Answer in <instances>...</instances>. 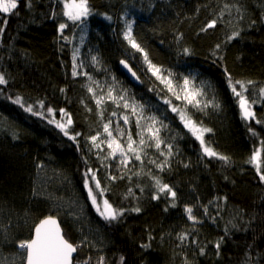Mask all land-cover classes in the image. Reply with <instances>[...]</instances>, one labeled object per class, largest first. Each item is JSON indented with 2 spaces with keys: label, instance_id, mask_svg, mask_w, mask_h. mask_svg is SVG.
<instances>
[{
  "label": "trees",
  "instance_id": "1",
  "mask_svg": "<svg viewBox=\"0 0 264 264\" xmlns=\"http://www.w3.org/2000/svg\"><path fill=\"white\" fill-rule=\"evenodd\" d=\"M69 2L17 0L12 13L0 12V74L7 81L0 85V258L25 264L19 242L53 216L80 245L74 264L101 257L105 264L120 257L124 264H264V181L248 163L264 141V0H88L90 14L75 23L63 15ZM129 24L144 52L125 39ZM145 52L173 91L153 74ZM122 61L141 84L123 72ZM229 77L253 82L244 93L253 119H244ZM185 78L203 88L198 107L173 94ZM181 112L212 130L205 145L229 163L204 154ZM69 116L65 135L56 125H67ZM149 117L160 129V150L149 139ZM105 124L125 147L128 135L143 147L140 161L129 153L121 164L118 152L109 155ZM165 160L163 170L156 166ZM92 172L105 190L98 201L124 210L115 221L104 220L91 202L85 173L100 192ZM154 177L172 187L175 199L158 191Z\"/></svg>",
  "mask_w": 264,
  "mask_h": 264
},
{
  "label": "snow or ice",
  "instance_id": "2",
  "mask_svg": "<svg viewBox=\"0 0 264 264\" xmlns=\"http://www.w3.org/2000/svg\"><path fill=\"white\" fill-rule=\"evenodd\" d=\"M18 7L17 0H0V12L3 13H12L14 9ZM229 6L225 5V9H227ZM64 12L63 15H65L68 20L72 22H83V19L87 17L90 14V8L88 4V0H71V2L66 3L64 6ZM110 19V17H109ZM0 23H3L0 21ZM216 20L211 21L208 24V28H213L216 26ZM67 27V24L62 23L59 25V29L61 32ZM206 30V29H202ZM2 31V29H0ZM125 39L128 41V43L135 48L136 50L140 52H144L143 48L136 42L135 38L132 35L131 31V24L128 25V31L125 32ZM239 36V32H234L232 36L229 37V39H234L235 37ZM219 47V45H217ZM185 52L188 53V50L185 49ZM95 59V58H93ZM144 59L148 62L149 68L153 71V74L157 76L158 79H160L162 82L166 83V86L168 87L169 91H173L172 88V82L170 80H165V78L160 74L161 70L153 65L151 61L148 60L147 53H144ZM123 63V62H122ZM127 67V65H125ZM131 71V69H129ZM76 73L74 72V75ZM132 75L135 76V72H132ZM170 75V74H169ZM229 85L231 87L232 93L238 97V102L240 109L242 110L243 117L246 120H251L254 118L255 113L251 110V106L249 103L248 98L244 95L245 92L248 91V86L252 85V81H247L246 83L244 81L237 80L233 83L231 77H229ZM7 81L3 74H0V85L6 84ZM190 81L185 78L183 85L180 86V93L183 95L181 96L180 93L174 92L173 94L176 96V99H184L189 104H192L194 107H198L200 104V101L197 99V97H200L203 95V88H196V87H190ZM237 85H239L240 90L237 89ZM89 91H92L91 88H89ZM261 93H264V88H261L259 90ZM108 96L110 99L113 100V102L117 101V97L112 96V91L109 90ZM120 100H123L124 97H119ZM167 103H170V101H166ZM16 103H21L20 99L18 98ZM101 103L100 100H97V104L99 105ZM41 107L43 105L41 104ZM124 108H129L130 105L125 102L123 104ZM205 107H207V104H205ZM215 107H219V105H215ZM26 111L33 112V109L31 107L26 108ZM49 112L52 111V109H48ZM64 111V110H61ZM131 111L133 114L137 113V108L135 106L131 107ZM173 111H178L176 108H173ZM37 113L33 112V115H36ZM66 116L68 114L64 113ZM113 115H116V113H113ZM142 117V106H141V114L137 118V125L140 124V119ZM180 118L185 122V126L189 129V131L192 132L194 136L200 141L201 146L203 147V152L205 155L209 157H216L219 158L222 161H225V163L230 162V158L227 156H223L218 154L213 148L210 146L205 145L204 140V134L211 132V129L203 128L197 126V124L192 121L190 118L186 117L183 112L180 113ZM124 121L128 122V117L124 116ZM149 120L152 121V124H149L147 126V132L149 133V139L154 140L155 142V148L157 150L161 149V144L163 143L159 132V128H155L154 125L156 123L155 117H149ZM256 123H261V121L257 120ZM72 124V120L69 116L67 120V125L62 123H57V127L61 128V130L64 131L65 135H68L67 126H70ZM104 132L107 133V136L111 138L108 141V147L112 150L109 155L115 156V154L118 152L120 156L122 157L120 163L121 164H127L130 160L129 153H131V156L135 158V160L140 161L141 155L140 152L143 151V147L136 148L133 145L136 143L132 139L131 135H128L127 137V146L125 147L122 145L116 137L113 136L112 131L110 130V125L105 124L104 125ZM255 135V133H253ZM120 135L123 136L124 133L121 130ZM140 140L139 145L145 146L147 144L146 140L144 139L143 132L139 133ZM72 139H75V136L71 137ZM93 143L96 142L97 137L93 136L92 138ZM262 148L259 150H254L253 155L249 158L248 163L253 164L256 168V171L260 174V179L264 181V172H262V167H264V159H262V152H264V141L261 142ZM97 147L99 145H96ZM151 146V145H148ZM171 144L168 145V155L171 156ZM163 154V153H161ZM151 163H156V161H150ZM168 164V161L165 160L163 163L157 164L156 166L160 168L161 170L164 169L165 165ZM187 166V165H185ZM139 175V173H137ZM89 174L85 173V186L88 190V195L91 198L92 204L95 206L96 211L99 213V215L106 221H115L119 217L123 216L124 210L114 208L113 205L107 200L103 199L102 203L98 201V197H101L103 195L104 189L100 188V182L99 180H95V172L91 173V180L95 181V188L100 189V192H94L93 188L90 186ZM117 177H112V179H116ZM123 178V177H121ZM156 180V187L158 188V191L161 193H167L170 194L173 199H175L177 193L170 187L168 184H163L158 178H155ZM155 199H159V196L154 197ZM173 206H175L173 204ZM132 211L139 212L141 209L139 207L133 208ZM186 212L188 213L189 219H192L195 221L196 217L192 214V209L187 208ZM35 234L34 237L29 240L20 241L18 244L19 249L24 250V261L25 264H74V253L77 252L80 245L72 243L68 238H66L65 234L63 233L59 222L57 219L53 216H48L47 218L43 219L36 227H35ZM181 240L186 239L185 235H181L179 237ZM142 247H148V245H143ZM220 244L219 242L216 244V248L219 249ZM203 251V250H201ZM90 259V258H89ZM0 264H15V261H8L6 258H0ZM76 264H88V260H84L83 262L77 261ZM97 264H105L104 258L101 257ZM119 264H124V257H120Z\"/></svg>",
  "mask_w": 264,
  "mask_h": 264
},
{
  "label": "water",
  "instance_id": "3",
  "mask_svg": "<svg viewBox=\"0 0 264 264\" xmlns=\"http://www.w3.org/2000/svg\"><path fill=\"white\" fill-rule=\"evenodd\" d=\"M123 62V63H122ZM121 63H120V67H121V69L123 70V72L129 77V79L131 80V81H133L134 83H136V84H141V81L139 80V78H138V75L136 74V72H135V70L128 64V63H126V62H124V61H122ZM125 65H127V67L125 66ZM129 69H131V71H129ZM132 72H135V76H133L132 75ZM57 219V218H56ZM57 221L59 222V220L57 219ZM59 224H60V222H59ZM60 227H61V229H62V231H63V228H62V226H61V224H60ZM35 230V229H34ZM64 233V232H63ZM34 234H35V231H34V233H33V237H34ZM32 237V238H33ZM76 254H77V252L76 253H74V258H75V256H76Z\"/></svg>",
  "mask_w": 264,
  "mask_h": 264
},
{
  "label": "rangeland",
  "instance_id": "4",
  "mask_svg": "<svg viewBox=\"0 0 264 264\" xmlns=\"http://www.w3.org/2000/svg\"><path fill=\"white\" fill-rule=\"evenodd\" d=\"M190 87H194L193 84L190 83ZM121 130H122V129H119V130L117 131L119 136H120V131H121ZM122 131H123V130H122Z\"/></svg>",
  "mask_w": 264,
  "mask_h": 264
}]
</instances>
